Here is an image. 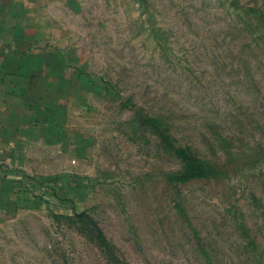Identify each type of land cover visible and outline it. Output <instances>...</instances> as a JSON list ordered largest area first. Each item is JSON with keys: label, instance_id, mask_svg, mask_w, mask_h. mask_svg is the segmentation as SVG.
<instances>
[{"label": "rangeland", "instance_id": "1", "mask_svg": "<svg viewBox=\"0 0 264 264\" xmlns=\"http://www.w3.org/2000/svg\"><path fill=\"white\" fill-rule=\"evenodd\" d=\"M55 1L83 78L0 264H264V0Z\"/></svg>", "mask_w": 264, "mask_h": 264}, {"label": "crops", "instance_id": "2", "mask_svg": "<svg viewBox=\"0 0 264 264\" xmlns=\"http://www.w3.org/2000/svg\"><path fill=\"white\" fill-rule=\"evenodd\" d=\"M55 2L0 0V221L29 207L24 169L63 143V112L77 95L74 79L83 78L71 66L78 60L55 38L65 26L55 19L64 13ZM72 2L63 6L79 13Z\"/></svg>", "mask_w": 264, "mask_h": 264}]
</instances>
